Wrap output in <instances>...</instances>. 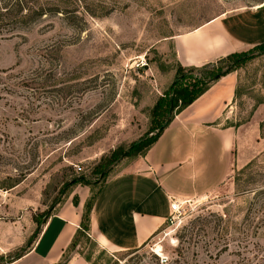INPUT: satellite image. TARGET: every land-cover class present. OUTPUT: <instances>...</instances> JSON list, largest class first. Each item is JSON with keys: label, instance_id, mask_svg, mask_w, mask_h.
I'll return each instance as SVG.
<instances>
[{"label": "rangeland", "instance_id": "374dc122", "mask_svg": "<svg viewBox=\"0 0 264 264\" xmlns=\"http://www.w3.org/2000/svg\"><path fill=\"white\" fill-rule=\"evenodd\" d=\"M21 2L29 12L14 8L8 15L2 8L15 0H0L3 262L22 250L11 247L33 217L53 212L54 201L70 188L61 193L66 183L80 175L95 181L115 149H128L146 135L156 104L158 125L171 116L179 67L175 37L263 0ZM262 51H251L234 70L235 98L218 123L233 133L218 188L178 202L180 213L137 252L103 250L85 234L69 254L92 264H264ZM223 67L207 64L189 74L185 68L187 77L174 90L194 93L202 89L197 80Z\"/></svg>", "mask_w": 264, "mask_h": 264}, {"label": "crops", "instance_id": "0c3cea01", "mask_svg": "<svg viewBox=\"0 0 264 264\" xmlns=\"http://www.w3.org/2000/svg\"><path fill=\"white\" fill-rule=\"evenodd\" d=\"M173 42L176 62L183 68L212 64L262 45L264 0L211 17ZM237 86L236 72L212 83L175 114L150 148L122 159L110 170L98 187L86 233L100 248L142 249L165 225L172 202L205 196L218 188L233 135L231 128H220L218 123L233 102ZM96 190L82 184L71 186L23 255L0 264H92L81 254L69 252L85 204ZM35 230L31 221L11 249H23Z\"/></svg>", "mask_w": 264, "mask_h": 264}, {"label": "trees", "instance_id": "16d2710c", "mask_svg": "<svg viewBox=\"0 0 264 264\" xmlns=\"http://www.w3.org/2000/svg\"><path fill=\"white\" fill-rule=\"evenodd\" d=\"M25 6L27 5L22 4L21 0H15L14 5L10 6V8L8 5H4V8L2 9L8 15H10L13 12L14 8H17L16 11L18 13L26 12L27 14V12H29V9L26 8ZM44 14L45 13H43V10H40L38 12L39 16H43ZM262 47H264V44L254 47L246 52L232 54V55H229L225 58H222L216 61L215 63L218 62L220 64H224V67L218 69L217 71L212 70L209 74H206L205 76L197 80L196 83L202 86V89L194 93H187L186 89L184 88H181L179 90H174V86L177 85V81L180 78L184 79L187 77V73L185 72L186 69L179 66L176 70V79H175L174 84L171 87V91L172 90L173 91L170 95L169 102H168V112H169V116L170 115L171 116L168 119H166L164 122L158 125L156 122L158 105L156 104L150 113V116H151L150 127H149V130L146 132V135L143 138H141L139 141L131 144V146L128 149H125V150L122 148L115 149L111 153L110 157L106 159L107 164L101 169L96 171V174L98 177L95 181L91 182L88 177L80 175V176L73 177L68 183L65 184L63 190L64 189L66 190L68 187H71L76 184H82V185L97 189L95 193H92L90 199L85 204L84 212L81 218L80 229L77 231V234L70 246L71 250L75 248L77 244V239L80 236H84L88 231L89 216H90V213L93 207V203L99 192L98 187L104 181V179L106 178L110 170L122 159L127 158V157H134V156L141 155L148 148H150L157 141V139L160 137L163 131L167 128V126L171 123L175 114H178L181 110L191 105L198 97H200L208 89V87L212 83L218 81L219 79L228 75L229 73L234 72V70H236L240 66V64L243 62V58L251 54V51L258 49V48H262ZM195 69L196 68L187 69L188 74L194 71ZM63 190L61 191V193L63 192ZM58 203L59 201L55 200L52 206ZM74 204H76V199H74ZM50 216H51V210L49 209L33 217V222L36 224L37 227L33 235L31 236V238L29 239L26 247H29L32 240H34L37 237V235L39 234L41 230V227H43L46 224ZM22 251H25V248H23L13 259L20 258L23 255ZM133 252H137V251H133ZM6 262H9V261H6ZM0 263H3V259H0Z\"/></svg>", "mask_w": 264, "mask_h": 264}, {"label": "built area", "instance_id": "2783aa9c", "mask_svg": "<svg viewBox=\"0 0 264 264\" xmlns=\"http://www.w3.org/2000/svg\"><path fill=\"white\" fill-rule=\"evenodd\" d=\"M76 172H81L82 168L80 166H75ZM181 211V205L178 202H172L170 204V216L168 217V221H172L175 217V215H177L178 213H180ZM164 260V259H162Z\"/></svg>", "mask_w": 264, "mask_h": 264}, {"label": "water", "instance_id": "95a60500", "mask_svg": "<svg viewBox=\"0 0 264 264\" xmlns=\"http://www.w3.org/2000/svg\"><path fill=\"white\" fill-rule=\"evenodd\" d=\"M64 191H65V189L63 190V192H62V193H64Z\"/></svg>", "mask_w": 264, "mask_h": 264}]
</instances>
